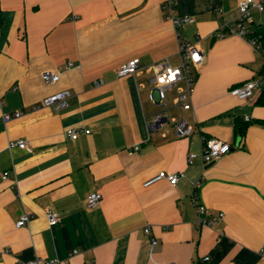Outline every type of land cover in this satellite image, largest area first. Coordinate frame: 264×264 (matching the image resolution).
I'll list each match as a JSON object with an SVG mask.
<instances>
[{
	"label": "crops",
	"instance_id": "crops-1",
	"mask_svg": "<svg viewBox=\"0 0 264 264\" xmlns=\"http://www.w3.org/2000/svg\"><path fill=\"white\" fill-rule=\"evenodd\" d=\"M163 1L0 0V264L65 258L74 248L66 264H264V82L249 98L231 91L262 77L264 9L252 7L248 17L259 37L253 46L228 28L239 0L175 1L176 14L195 18L181 37L204 52L193 108L182 110L178 86L163 102L151 96L147 67L180 62ZM134 57L142 67L119 76ZM45 69L59 71V81L45 82ZM61 89L71 93L66 108L35 107ZM162 109L169 121L149 130L146 118ZM182 115L194 127L187 136L173 125ZM70 127L82 129L76 139L66 134ZM203 136L232 148L209 165L188 163ZM19 137L30 146L9 148ZM160 170L185 175L175 186L167 179L144 185ZM95 190L101 202L88 207ZM197 203L210 223H200ZM49 208L60 213L55 224ZM22 211L33 216L17 226Z\"/></svg>",
	"mask_w": 264,
	"mask_h": 264
},
{
	"label": "built area",
	"instance_id": "built-area-1",
	"mask_svg": "<svg viewBox=\"0 0 264 264\" xmlns=\"http://www.w3.org/2000/svg\"><path fill=\"white\" fill-rule=\"evenodd\" d=\"M175 1L176 0H164L163 9L165 10L166 16L170 20H172L177 30V36L179 38L180 62L178 64H171L168 59L165 58L150 64L147 68L151 69L153 72L150 77V80L154 86V91L156 93H151L152 98L155 99V96H158L160 101L163 102L166 96V91L171 87L178 86L179 91L175 98L176 105H178L182 110H187L193 108L192 96L195 89V81L197 79V69L204 60V52L199 46V43L191 42L181 37L182 35L180 32V28L185 24L194 21L195 18L189 14H176L173 11V5ZM252 7H256L260 10H263L264 0H239V16L235 19L233 24L228 26V28L231 32L244 37L253 46H256L259 37L257 36L256 28H254L253 24L248 20ZM219 34L222 36L224 35V32L220 31ZM70 64H72V62H70ZM140 67H142L141 58L134 57L122 63L118 67L117 72L119 76H123L131 73H136L140 69ZM41 77L47 83H56L59 81L61 75L59 71L45 69L42 71ZM100 82L97 81V83ZM263 82L264 72L261 78H252L246 80L245 82L232 87L231 91L241 98H249L253 95L255 90L262 85ZM70 96V91L66 89H61L45 97L43 101L35 107H50L53 110L57 111L66 108L69 105ZM2 103L3 100L0 96V104ZM22 113L23 111L17 110L14 112V115L20 116ZM11 116L12 115L9 112H3V117L5 119H9ZM251 118L252 117L250 115H245L246 120H251ZM167 121H169L167 111L166 109H162L147 117L146 125L149 130H154L161 127ZM173 121L175 132L179 136H187L194 131V127L184 115H182L179 119L173 118ZM81 131L82 129L70 127L66 130V134L70 138L76 139ZM84 131L87 133L90 132V129L87 128L84 129ZM202 142L203 146L201 152H191L187 158L188 163H194L197 159H200L203 164L213 162L217 158L228 153L232 148V144L230 141L218 137L203 136ZM30 144L31 140L27 137H19L9 140L8 147L12 148L14 146H19L25 148L29 147ZM138 147L139 146H135L134 150H130V152L137 150ZM8 175L9 171H4L3 177L7 178ZM184 175L185 174L183 171L169 172L167 170H160L155 175L146 179L144 181V185H150L160 179H167L171 183V185L175 186L178 183L180 176ZM198 183H194L195 189ZM102 197L103 194L101 191L95 190L89 192L86 197L87 206L94 207L98 205L101 202ZM197 209L200 214V223H210V219L204 216L205 213L208 211V208L202 203H197ZM222 215L223 213L221 212L219 216ZM32 216V213L28 211H22L20 217L16 221V225H28ZM47 218L50 224H55L60 220V213L56 209L49 208L47 210ZM145 231L148 234H151V226H146ZM157 242V239L153 237L152 245H155ZM77 252H79V250L77 248H74L69 252V256L65 258H61L58 256L45 257L36 255L31 259L20 260L18 261V264H66L69 262L70 257H72ZM260 253L264 256V245L260 248ZM208 258V255L205 256V259ZM88 264H93V262H89ZM170 264L179 263H177L176 261H172Z\"/></svg>",
	"mask_w": 264,
	"mask_h": 264
},
{
	"label": "trees",
	"instance_id": "trees-1",
	"mask_svg": "<svg viewBox=\"0 0 264 264\" xmlns=\"http://www.w3.org/2000/svg\"><path fill=\"white\" fill-rule=\"evenodd\" d=\"M245 127H246L245 124L238 126V127H237V128H238V129H237V132H239V133H243Z\"/></svg>",
	"mask_w": 264,
	"mask_h": 264
},
{
	"label": "water",
	"instance_id": "water-1",
	"mask_svg": "<svg viewBox=\"0 0 264 264\" xmlns=\"http://www.w3.org/2000/svg\"><path fill=\"white\" fill-rule=\"evenodd\" d=\"M211 163H212V162H209V163H207V164L209 165V164H211Z\"/></svg>",
	"mask_w": 264,
	"mask_h": 264
}]
</instances>
